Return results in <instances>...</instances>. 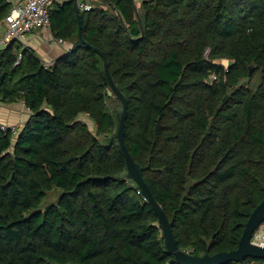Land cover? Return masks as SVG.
Masks as SVG:
<instances>
[{"label": "trees", "instance_id": "16d2710c", "mask_svg": "<svg viewBox=\"0 0 264 264\" xmlns=\"http://www.w3.org/2000/svg\"><path fill=\"white\" fill-rule=\"evenodd\" d=\"M107 1L115 10L79 0L84 43L74 0L52 3L49 29L71 45L52 65L16 40L0 48V103L29 111L18 131L0 125V264H176L125 177L121 103L91 47L127 100L125 146L180 250H235L264 198V0ZM134 4L132 41L117 13L138 38ZM11 5L0 0V24Z\"/></svg>", "mask_w": 264, "mask_h": 264}, {"label": "water", "instance_id": "95a60500", "mask_svg": "<svg viewBox=\"0 0 264 264\" xmlns=\"http://www.w3.org/2000/svg\"><path fill=\"white\" fill-rule=\"evenodd\" d=\"M101 1H104L113 10H115V7L109 1L107 0H101ZM74 6H75L76 13H77V19H78V28H79L78 37L83 42L81 35H80L81 22L79 19V11H80L79 10V0H74ZM134 10H135L137 23H138L140 33H141V35L135 39L130 37L127 28L124 26L120 18V15L117 13L120 25L123 27L127 36L132 41L141 39L144 33L143 25H142V22H141V19H140V16L138 14L135 4H134ZM86 45L88 47H91L88 44ZM91 48L94 49L103 60L104 75L108 83V86L110 88V91H108V94L112 95L114 100H117L121 103V108L117 109L115 112L117 124H116V131H115L113 138L115 139L118 145V148L125 161V165H126L125 177L127 180H131L132 182H134V184L139 190V193L146 200V202L150 205L151 209L156 215L158 219V225L162 232L164 248L169 254H171L174 257L175 263L176 264H225L228 262H243L244 259L246 258L256 259V260H260L264 262V248L253 245L250 242V238L252 234L254 233V231L262 223H264V198L253 209V211L249 215L245 223L242 236L239 240L238 247L235 250H232L229 252H218L213 255L205 254L203 256H195L185 251H182L178 248L175 238L173 236V231H172L173 221L168 220L161 206L153 198L148 186L143 180L141 168L134 161V159L132 158V156L130 155L129 151L127 150L125 146L124 126H125V118L127 114V100L124 97V95L121 93V91L118 89V87L115 85L114 81L112 80L109 74L104 53L100 52L98 49L94 47H91Z\"/></svg>", "mask_w": 264, "mask_h": 264}, {"label": "built area", "instance_id": "2783aa9c", "mask_svg": "<svg viewBox=\"0 0 264 264\" xmlns=\"http://www.w3.org/2000/svg\"><path fill=\"white\" fill-rule=\"evenodd\" d=\"M57 0H18L12 3L9 13L3 20L4 32L0 38V48L6 46L11 40L20 42L29 32L36 28H49L51 25L49 10L52 3ZM10 2V1H9ZM80 10H90V5L79 3ZM59 43H63L58 39ZM21 55H18V61ZM46 66H48L46 64ZM215 79V76H211ZM250 242L264 248V223L252 234ZM264 264V262H263Z\"/></svg>", "mask_w": 264, "mask_h": 264}, {"label": "crops", "instance_id": "0c3cea01", "mask_svg": "<svg viewBox=\"0 0 264 264\" xmlns=\"http://www.w3.org/2000/svg\"><path fill=\"white\" fill-rule=\"evenodd\" d=\"M18 1V0H13ZM62 2L63 0H57ZM89 3L90 0H86ZM5 28L0 24V38ZM22 46L31 48L38 58L47 65H52L57 59L69 52L71 45L63 41L59 43L51 29L36 28L29 32L21 41ZM29 111L23 102L4 104L0 103V125L18 131L26 122Z\"/></svg>", "mask_w": 264, "mask_h": 264}, {"label": "rangeland", "instance_id": "374dc122", "mask_svg": "<svg viewBox=\"0 0 264 264\" xmlns=\"http://www.w3.org/2000/svg\"><path fill=\"white\" fill-rule=\"evenodd\" d=\"M10 2H14L13 0H9ZM136 2H137V7L139 6V2H140V0H136ZM220 63H222V64H224L225 66H226V61H220ZM85 121H87V123H88V125H89V128H93V125L91 124V122L88 120V119H86L85 117H82ZM56 197H57V193L56 192H51L49 195H48V198L46 199V203L48 204V203H51V202H54L55 201V199H56Z\"/></svg>", "mask_w": 264, "mask_h": 264}]
</instances>
